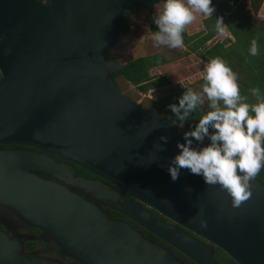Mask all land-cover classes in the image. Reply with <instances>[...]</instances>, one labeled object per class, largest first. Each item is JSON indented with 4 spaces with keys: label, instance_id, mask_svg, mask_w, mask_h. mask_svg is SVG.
Wrapping results in <instances>:
<instances>
[{
    "label": "water",
    "instance_id": "obj_1",
    "mask_svg": "<svg viewBox=\"0 0 264 264\" xmlns=\"http://www.w3.org/2000/svg\"><path fill=\"white\" fill-rule=\"evenodd\" d=\"M161 1L0 0V145H17L0 148V207L74 259L27 253L0 229V264H185L95 200L198 264H220L215 246L238 264H264V183L255 177L251 198L234 208L228 193L207 186L202 175L181 169L173 182L167 166L185 132L130 99L112 78L126 68L107 56L125 12L154 10ZM204 146L193 139V147ZM55 157L125 191V202Z\"/></svg>",
    "mask_w": 264,
    "mask_h": 264
},
{
    "label": "clouds",
    "instance_id": "obj_2",
    "mask_svg": "<svg viewBox=\"0 0 264 264\" xmlns=\"http://www.w3.org/2000/svg\"><path fill=\"white\" fill-rule=\"evenodd\" d=\"M214 11L212 0H164L153 17L158 31L152 39L158 46L182 47L187 26L198 15L212 17ZM216 30L225 33L222 18L216 19ZM249 52L252 56L259 54L257 40H252ZM202 80L201 91L189 87L178 104L169 105L181 127L206 102L207 111L193 130L184 133L185 142H177L180 151L171 159L167 171L173 182L179 179L181 169L202 175L207 186L218 185L231 197L232 206L239 208L251 198V181L264 168V95L257 87L251 89L254 102L242 95L238 74L220 57L205 65ZM205 138L209 144L193 147V139L203 143ZM160 139L166 144L168 137L162 135ZM164 144L160 145L161 151ZM201 227H207L206 221L201 220Z\"/></svg>",
    "mask_w": 264,
    "mask_h": 264
},
{
    "label": "trees",
    "instance_id": "obj_3",
    "mask_svg": "<svg viewBox=\"0 0 264 264\" xmlns=\"http://www.w3.org/2000/svg\"><path fill=\"white\" fill-rule=\"evenodd\" d=\"M39 1L44 3L50 2V0ZM263 3L264 0H212L215 8L212 17H205L203 19L204 27L197 33L191 34L187 28L185 29L183 33V48L139 56L125 63L126 68L112 74V78L124 93L126 88H122L119 84L120 78L127 81L129 85L134 86L137 93L130 91L125 94L137 102L138 93L146 94L153 89L172 84L171 79L165 75H152L151 71L154 68L175 62L192 54L198 56L206 63L214 57H220L238 74V82L242 95L247 96L249 101L254 102L255 98L251 95L252 88H259L261 94L264 95V19L258 16ZM137 10H141V8H132L125 12L118 28L119 37L130 32L131 24L128 15L130 12ZM145 10L149 12L150 29L152 34H154L155 31H158V26L153 21L156 12L149 9ZM217 18H222L228 32L227 38L224 40H217V37L220 35L216 30ZM228 34H231L232 37H229ZM253 39L257 40L259 46V54L257 56H252L249 52ZM109 50L107 51V56L109 55ZM202 84L203 80L200 78L158 98L149 100L150 102L147 106L169 117L175 126L182 131H191L195 124L198 123L200 116L207 111V102L203 107L198 108L192 113L189 119L183 123L182 127L171 112L169 105L178 104L179 98L189 87L198 92L201 91ZM212 131L214 130L210 129V132ZM203 143L207 145L210 143V140L205 138ZM256 178L264 183V168L260 170ZM142 230V232H147L145 229ZM165 244L170 246L168 243ZM177 252L180 259L184 260L186 264H198L182 252ZM215 257L220 264H238L224 250L217 246H215Z\"/></svg>",
    "mask_w": 264,
    "mask_h": 264
},
{
    "label": "rangeland",
    "instance_id": "obj_4",
    "mask_svg": "<svg viewBox=\"0 0 264 264\" xmlns=\"http://www.w3.org/2000/svg\"><path fill=\"white\" fill-rule=\"evenodd\" d=\"M164 0L155 5L154 11L156 14L162 8ZM258 16L264 19V3L258 14ZM131 24V30L128 34L120 36L118 41L109 50V58H112L121 63H127L139 56L153 54L157 52H165L170 50H176L183 48H169L163 45H156L152 39V32L150 29V15L145 9L130 12L128 15ZM203 15H198L197 19L187 26L189 33L194 34L203 29ZM227 31L224 34H220L217 40H224L227 38ZM207 63L200 59L198 56L192 54L188 57L179 59L175 62L163 65L161 67L154 68L152 75H165L172 81L171 85L153 89L148 93H138L137 102L143 105H148L149 100L158 98L172 90L184 86L188 83H192L202 78L204 67ZM119 84L122 88H126L125 93L137 90L134 86L129 85L123 78L119 79Z\"/></svg>",
    "mask_w": 264,
    "mask_h": 264
},
{
    "label": "flooded vegetation",
    "instance_id": "obj_5",
    "mask_svg": "<svg viewBox=\"0 0 264 264\" xmlns=\"http://www.w3.org/2000/svg\"><path fill=\"white\" fill-rule=\"evenodd\" d=\"M11 147H17V145H0V148H11ZM55 160L57 162H64L65 166L68 171H70L75 176H82L91 180H96L102 183L105 187H107L110 190L115 189L117 193L120 195L119 202L123 203L126 200L127 193L116 186H114L109 181H106L97 175L90 173L78 165L66 161L64 159L55 157ZM81 195L86 197L89 200H93V198L82 191L77 190ZM132 196H129L128 199H131ZM95 203L104 209L108 215L114 219H123L127 223H129L132 227L139 230L145 237L158 242L159 244L168 247L172 249L179 257V254L175 247L166 245L167 243L162 238L158 237L151 231L147 230L145 227L141 226L139 223H137L135 220L131 219L130 217L126 216L121 211L117 210L116 208L112 207L111 204L107 203L106 201H100L95 200ZM1 208V214H0V229L7 232L9 236L19 238L21 244L24 247L25 252H37L43 256L51 257L55 259H62L63 261L67 263L74 262V259L68 255H65L61 252V247L56 244V242L52 241L48 237L44 236L42 234V230H40L37 227L31 226L29 223H27L25 220L18 217V215L13 212L10 209L0 207ZM149 208V207H148ZM150 211L153 213H157V211L149 208ZM164 218V217H163ZM167 222H171L167 218H164ZM145 229L147 232H142ZM152 233V234H151ZM160 238V239H159ZM180 258V257H179ZM184 261V260H183ZM186 264V262H184Z\"/></svg>",
    "mask_w": 264,
    "mask_h": 264
},
{
    "label": "built area",
    "instance_id": "obj_6",
    "mask_svg": "<svg viewBox=\"0 0 264 264\" xmlns=\"http://www.w3.org/2000/svg\"><path fill=\"white\" fill-rule=\"evenodd\" d=\"M228 36H229V37H232V35H231V34H228Z\"/></svg>",
    "mask_w": 264,
    "mask_h": 264
}]
</instances>
